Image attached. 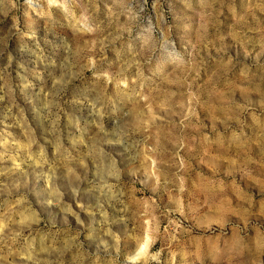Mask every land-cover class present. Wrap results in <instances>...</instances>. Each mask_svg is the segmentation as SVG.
<instances>
[{
    "label": "rangeland",
    "instance_id": "obj_1",
    "mask_svg": "<svg viewBox=\"0 0 264 264\" xmlns=\"http://www.w3.org/2000/svg\"><path fill=\"white\" fill-rule=\"evenodd\" d=\"M55 2L0 0V264H264V0Z\"/></svg>",
    "mask_w": 264,
    "mask_h": 264
},
{
    "label": "bare ground",
    "instance_id": "obj_2",
    "mask_svg": "<svg viewBox=\"0 0 264 264\" xmlns=\"http://www.w3.org/2000/svg\"><path fill=\"white\" fill-rule=\"evenodd\" d=\"M52 1L55 2V0H52ZM55 4H56V2H55ZM145 250H146V249H145ZM146 252H147V251H143V252L141 251V255H145ZM141 255H140V256H141Z\"/></svg>",
    "mask_w": 264,
    "mask_h": 264
}]
</instances>
